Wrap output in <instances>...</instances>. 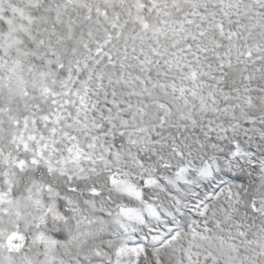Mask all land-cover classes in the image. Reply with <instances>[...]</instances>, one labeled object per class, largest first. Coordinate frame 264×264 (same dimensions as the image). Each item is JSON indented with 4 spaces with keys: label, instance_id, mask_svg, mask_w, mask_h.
<instances>
[{
    "label": "snow or ice",
    "instance_id": "1",
    "mask_svg": "<svg viewBox=\"0 0 264 264\" xmlns=\"http://www.w3.org/2000/svg\"><path fill=\"white\" fill-rule=\"evenodd\" d=\"M0 264H264V0H0Z\"/></svg>",
    "mask_w": 264,
    "mask_h": 264
}]
</instances>
